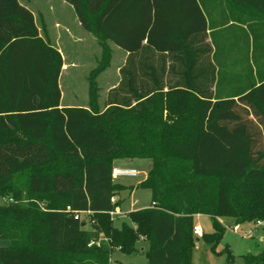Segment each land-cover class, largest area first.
<instances>
[{
	"label": "trees",
	"instance_id": "trees-1",
	"mask_svg": "<svg viewBox=\"0 0 264 264\" xmlns=\"http://www.w3.org/2000/svg\"><path fill=\"white\" fill-rule=\"evenodd\" d=\"M62 1L129 63L103 111L63 107L62 55L0 0V264H111L141 239L149 264H191L196 216L212 218L214 252L219 219L264 222V0ZM125 159L150 160L151 206L118 229Z\"/></svg>",
	"mask_w": 264,
	"mask_h": 264
},
{
	"label": "rangeland",
	"instance_id": "rangeland-1",
	"mask_svg": "<svg viewBox=\"0 0 264 264\" xmlns=\"http://www.w3.org/2000/svg\"><path fill=\"white\" fill-rule=\"evenodd\" d=\"M35 17L40 36L62 55L64 67L59 80L62 93V106L71 108H87L103 111L106 101L114 95L121 83V70L129 63V56L111 42L102 40L94 32H86L79 24L71 7L60 0H20ZM155 55L154 62L158 61ZM25 138V134H16ZM120 161H122L120 163ZM151 162L147 159H136L133 164L129 160H118L114 168H133L139 172L135 178L120 177L114 182L120 186L114 198L120 203L110 214L113 225L120 229L124 223L130 224L128 213L151 206V193L147 189L138 188L150 170ZM134 190L131 195L130 191ZM133 201H136L134 205ZM7 199H0V205L7 204ZM118 212V213H117ZM84 228L92 229L94 220L89 213L80 214ZM225 228V234L215 251L206 238H195L191 264H230L229 249L233 261L231 264H245L246 254H259L264 251V222H250L235 226L231 218L219 219ZM194 224L199 225L207 236L213 233V220L208 215H198ZM17 236L21 231L16 232ZM9 241L0 237V246H8ZM137 252L131 255L115 249L111 256V264H149L146 252L150 243L139 240Z\"/></svg>",
	"mask_w": 264,
	"mask_h": 264
},
{
	"label": "built area",
	"instance_id": "built-area-1",
	"mask_svg": "<svg viewBox=\"0 0 264 264\" xmlns=\"http://www.w3.org/2000/svg\"><path fill=\"white\" fill-rule=\"evenodd\" d=\"M139 175V172L135 169L132 168H113L112 171V177L113 179H117L120 177H131V178H135ZM114 201V199H113ZM118 213V212H117ZM111 215H114L115 212L113 211L112 213H110ZM261 224V223H258ZM193 234L195 238H202L204 233L201 229V227L199 225H194L193 227Z\"/></svg>",
	"mask_w": 264,
	"mask_h": 264
},
{
	"label": "crops",
	"instance_id": "crops-1",
	"mask_svg": "<svg viewBox=\"0 0 264 264\" xmlns=\"http://www.w3.org/2000/svg\"><path fill=\"white\" fill-rule=\"evenodd\" d=\"M60 1H62V0H60ZM19 2H20V4H22V2H21L20 0H19ZM62 3L67 4V3H65L64 1H62ZM22 5H23V4H22ZM67 5H68V4H67ZM23 6H24V5H23ZM70 7H71V6H70ZM71 9H72V7H71ZM235 9H240V8H239L238 6H236ZM72 10H73V9H72ZM73 12H74V11H73ZM77 20H78V19H77ZM78 22H79V21H78ZM79 24H80V23H79ZM63 62H64V61H63ZM63 67H64V66H63ZM61 73H62V72H61ZM61 105H62V100H61ZM135 160H136V159H134V160H129V163H130V164H133V163L135 162ZM121 162H122V161H120V163H121ZM132 169H133V168H132ZM145 179H146V178H145ZM145 179H144V180H145ZM144 180H143V181H144ZM130 193H131V195H133V194H134V190H133V191H130ZM135 203H136V201H133V204H131V206L134 205ZM147 208H148V207H147Z\"/></svg>",
	"mask_w": 264,
	"mask_h": 264
}]
</instances>
